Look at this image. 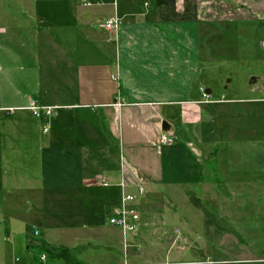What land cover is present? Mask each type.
I'll return each mask as SVG.
<instances>
[{"label":"crops","instance_id":"obj_1","mask_svg":"<svg viewBox=\"0 0 264 264\" xmlns=\"http://www.w3.org/2000/svg\"><path fill=\"white\" fill-rule=\"evenodd\" d=\"M32 7L0 0V215L12 229L33 210L29 223L45 232L33 231L27 251L36 238L84 250L89 235L103 237L124 190L136 198L140 229L122 240L121 262L99 264H264V51L237 42L240 56L223 61L245 81L202 80L222 70L209 64L210 34L236 38L262 25L264 0H151L141 9L131 0H60L57 35L35 26ZM113 18L116 29L96 27ZM253 62L262 73L244 69ZM32 99L54 115L3 111ZM162 133L173 142L161 144ZM95 178L109 187L91 185ZM96 207L106 218L91 220Z\"/></svg>","mask_w":264,"mask_h":264},{"label":"rangeland","instance_id":"obj_2","mask_svg":"<svg viewBox=\"0 0 264 264\" xmlns=\"http://www.w3.org/2000/svg\"><path fill=\"white\" fill-rule=\"evenodd\" d=\"M131 1L133 5H135L136 7H140V9L143 8L144 3H151V0ZM32 6L33 14L35 15V26H43V31H45L46 33L57 35V33L60 32V0H32ZM145 8L147 7L145 6ZM67 20L68 19L66 18V21ZM96 27L99 28L97 24ZM250 27V29L241 30L240 34L242 37L238 36L234 38L235 36H232L231 38L226 32L225 34H223L225 40L223 39V36L220 35V33L210 34L206 45H204L205 52L207 53V56L209 58L210 66H222L223 77L218 80L220 85L226 84V80L232 79H243L245 81L247 76L246 72L241 73L240 71H238V69L232 67L230 63L224 62L223 60L232 62V59L234 57H239L240 55H236L235 52L239 51L240 48L242 49V46L246 48L247 51L251 52L254 51V49H260L261 51H264V49L260 47V42L262 40L264 41V23L262 25L259 24V26L252 25ZM237 42L242 46H240ZM233 47H237V49L234 50ZM249 68H252L250 71H252L256 75L262 73V67H259L254 62L249 63L244 69L247 70ZM210 85L214 86L215 83H210ZM218 89L220 88L216 86L213 89V93H220ZM7 114L9 115V113ZM103 192L104 191L101 189H93L91 191V193L94 194V197L99 201H101L100 199L103 200L105 198ZM53 205L56 206V204ZM57 206L60 210V203ZM21 208H23L22 211L25 212L24 209H26L27 206L23 205ZM47 211H49V213L51 212L50 209ZM32 213L33 210H30L28 214L23 216L26 220L23 219V217L20 218V216L14 217L11 222V225L13 226L12 229H9V227L7 226L8 220L3 217L2 214L0 215V264H16L15 259H17L18 261L20 259L26 258L29 255L37 256V252L32 249H29L27 251L26 240L29 236L33 235V231L36 230V228L38 229V231H40V237H43L45 230L42 227L37 226L38 221L36 222V224L29 223V221H36L31 218ZM53 215L56 216V213H54ZM90 217L92 221L103 219L105 217V210L101 207H96L94 211L91 212ZM58 218L60 221V215L58 216ZM26 221H28V225L26 224ZM85 223L86 222H84V225ZM50 225L53 226L55 224H52L51 221L47 227L51 228ZM103 227L104 228L101 231L103 237L96 238L92 235H89V239L87 238L89 243L87 244L85 249H82L76 253V257L79 260L81 259L83 260V262L91 264H99L104 262L108 263L111 261V259L118 263L122 261L123 246L120 232L117 229L111 230V226H109L107 222L103 223ZM73 230L74 229L71 228V230H69L68 232L70 234H73L75 233L73 232ZM59 240L60 237L59 239H57L58 242L55 241V244H60ZM128 240L130 241L132 240V238L129 237ZM33 252H35L36 254Z\"/></svg>","mask_w":264,"mask_h":264},{"label":"built area","instance_id":"obj_3","mask_svg":"<svg viewBox=\"0 0 264 264\" xmlns=\"http://www.w3.org/2000/svg\"><path fill=\"white\" fill-rule=\"evenodd\" d=\"M97 25L99 29H103L105 31H112L121 25V21L116 18H113L105 22H100ZM200 93L201 98L203 100H206L208 98V95L206 94L204 88L200 89ZM54 109V107L45 106L38 100L32 99L29 100L27 104L23 107H14L5 109L3 111H6L9 114H13L17 111H27L35 118L50 119L54 115ZM47 130L48 125L44 128V132H47ZM172 142L173 138L170 137L168 134H161V144H171ZM91 185L107 188L110 184L107 182V180L103 178H95L91 182ZM119 186L122 190L125 188V185L123 183H120ZM137 189L140 195L144 193L142 186H138ZM135 201L136 198L133 194L127 193L123 190L119 205L114 208L107 217V224L119 230L123 242H126L129 237L131 238L136 236L140 229L141 217L140 213L134 206ZM39 258L40 261L46 263V256L44 254H40Z\"/></svg>","mask_w":264,"mask_h":264},{"label":"trees","instance_id":"obj_4","mask_svg":"<svg viewBox=\"0 0 264 264\" xmlns=\"http://www.w3.org/2000/svg\"><path fill=\"white\" fill-rule=\"evenodd\" d=\"M220 75H222V70L210 69L208 71V75L202 74V80L206 84L215 83L216 79ZM190 200L194 205H197L199 203L197 199L190 198ZM27 246L28 249L36 251L39 255L44 254L46 256V262L48 261V263L62 262L63 264H82L76 257V253L81 250V248L78 247L69 249L60 246H53L41 239H31L29 240Z\"/></svg>","mask_w":264,"mask_h":264},{"label":"water","instance_id":"obj_5","mask_svg":"<svg viewBox=\"0 0 264 264\" xmlns=\"http://www.w3.org/2000/svg\"><path fill=\"white\" fill-rule=\"evenodd\" d=\"M255 81H256V78L255 77H251L250 80H249V84L254 83ZM162 129L164 131H166L168 129V126L166 125V123L162 124Z\"/></svg>","mask_w":264,"mask_h":264}]
</instances>
